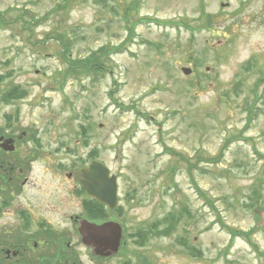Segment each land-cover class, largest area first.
I'll use <instances>...</instances> for the list:
<instances>
[{
  "label": "rangeland",
  "instance_id": "obj_1",
  "mask_svg": "<svg viewBox=\"0 0 264 264\" xmlns=\"http://www.w3.org/2000/svg\"><path fill=\"white\" fill-rule=\"evenodd\" d=\"M132 1L75 0L52 13L61 0H0L13 20L0 27V94L21 84L22 118L48 124L54 145L82 143L83 126L87 160L116 177L115 221L126 241L103 264H264V0H141L128 24L110 13ZM201 4L210 29L199 23ZM56 35L69 43L71 62L119 49L103 75L74 78ZM185 208L170 236L141 246L128 238Z\"/></svg>",
  "mask_w": 264,
  "mask_h": 264
},
{
  "label": "flooded vegetation",
  "instance_id": "obj_2",
  "mask_svg": "<svg viewBox=\"0 0 264 264\" xmlns=\"http://www.w3.org/2000/svg\"><path fill=\"white\" fill-rule=\"evenodd\" d=\"M5 81L4 77L0 83ZM2 88L0 264H86L91 260L103 264L112 256H94L78 233L81 222H116L117 213V208L110 210L88 196L75 180L80 169L98 161L87 160L83 152L86 129L80 128L82 143L54 145L48 124L39 127L22 118L17 103L28 96L27 90L15 82ZM63 156H69V162Z\"/></svg>",
  "mask_w": 264,
  "mask_h": 264
},
{
  "label": "trees",
  "instance_id": "obj_3",
  "mask_svg": "<svg viewBox=\"0 0 264 264\" xmlns=\"http://www.w3.org/2000/svg\"><path fill=\"white\" fill-rule=\"evenodd\" d=\"M75 0H61L60 4H58L56 7H54L50 12L52 13H58V12H62L64 13L66 11V8L73 4ZM102 1V0H101ZM100 2V0H99ZM139 5V0H134L132 3L128 4L125 8L122 14H120L115 8L111 7L110 13L112 15L115 16H119L121 17V19L128 24L129 23V15L131 12H136L137 8ZM204 6L201 4L200 6V16L202 17L199 20V23L204 24L205 27H203L204 25H202V28H206V29H210L212 27V22L211 19L213 16L204 14ZM20 17V16H19ZM30 21L35 22L36 24H38L40 21L39 19H34L33 17L30 18ZM27 20H23V28L27 29L26 23L30 22ZM13 20H6L5 19V13L0 11V27H9L10 25H12ZM184 25L189 27L186 24L183 23H174V25L179 26V25ZM200 28V27H199ZM128 30V29H127ZM54 40L59 42L63 48V52L61 53V56L68 60V54H69V43L64 41V36L62 35H56L53 36ZM46 39H49V36L47 34ZM119 48H113L111 47L110 49H107L106 47L100 48L97 51L93 52L88 58H86L85 60H81V61H69V67L65 73V75L73 73L71 75L74 76V78H78L82 75H92V76H97V75H103L105 73V71L107 70L106 68V62L107 59L109 57L110 54H113L115 50H117ZM251 61L250 62H246L243 65V68L245 70H249L251 68ZM4 76H2L0 74V82L3 80ZM264 79V74L261 75V78L259 79V81L257 82L260 83L262 80ZM255 86L253 92L256 93V87ZM256 95V94H255ZM22 94H20L19 97H21ZM245 105V109L248 111V118H247V123L251 122L252 118L254 117V114L252 113V108L249 107V103H244ZM120 107V106H119ZM248 126V125H247ZM81 128H83V126H80ZM247 129V127H246ZM85 134L87 135V132L85 131ZM227 146H223L221 148V152H223L226 149ZM169 152H172L170 150H168ZM174 154V152H172ZM93 158V157H92ZM94 159V158H93ZM218 160V158H215L213 160H209L210 162H216ZM197 192L199 193V195L205 199L204 195L197 190ZM258 195V194H257ZM207 201V200H206ZM208 202V201H207ZM210 206L212 207V205L210 204ZM187 209H182L181 212L179 213H168L166 216H164L161 220L156 221L154 224L152 225H148L145 228H140L137 229L136 231H134L133 233L128 234V238H136L135 243L138 245H145L150 238H153L155 236L158 237H168L172 234V232L175 230L177 224L180 222V220L182 219V214L185 213ZM117 212L119 213V215H121L122 212V208L118 206L117 208ZM104 217L106 216V211H103ZM223 225V224H222ZM224 228L226 229V231L229 233V235L231 236V238L234 237H242V238H246L248 240V236L249 233L247 232H243L241 230H235L232 228H229L227 226H224ZM125 238H122V248L125 244ZM178 243L180 244V246L186 248L187 250H189L191 253L193 252V249L189 248L188 246H186L185 242H182L181 240H178ZM199 254V252H198ZM122 264H130V261L126 260L124 263Z\"/></svg>",
  "mask_w": 264,
  "mask_h": 264
},
{
  "label": "water",
  "instance_id": "obj_4",
  "mask_svg": "<svg viewBox=\"0 0 264 264\" xmlns=\"http://www.w3.org/2000/svg\"><path fill=\"white\" fill-rule=\"evenodd\" d=\"M221 4L220 7H226ZM184 76L191 74L189 68H181ZM75 180L87 191L88 196L101 202L108 209L113 210L117 205V181L110 176L108 168L98 161H92L80 169ZM78 233L81 243L92 250L96 257H109L118 253L122 238V228L118 223L105 222L95 225L81 222Z\"/></svg>",
  "mask_w": 264,
  "mask_h": 264
}]
</instances>
